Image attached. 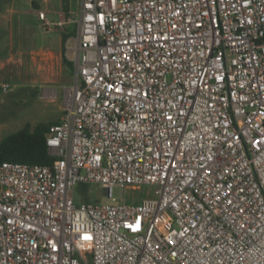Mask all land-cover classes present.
I'll use <instances>...</instances> for the list:
<instances>
[{"label":"built area","instance_id":"built-area-1","mask_svg":"<svg viewBox=\"0 0 264 264\" xmlns=\"http://www.w3.org/2000/svg\"><path fill=\"white\" fill-rule=\"evenodd\" d=\"M75 35L55 160L0 162V264H264V0H80Z\"/></svg>","mask_w":264,"mask_h":264},{"label":"rangeland","instance_id":"rangeland-1","mask_svg":"<svg viewBox=\"0 0 264 264\" xmlns=\"http://www.w3.org/2000/svg\"><path fill=\"white\" fill-rule=\"evenodd\" d=\"M66 7L63 0H0V83L11 87L0 93V141L26 126L33 129L64 116L75 75L68 63L74 67L80 0H67ZM36 8L46 14L48 26ZM152 193L148 186L125 193L114 187L111 201L100 185L89 184L75 189L74 202L137 204Z\"/></svg>","mask_w":264,"mask_h":264},{"label":"trees","instance_id":"trees-1","mask_svg":"<svg viewBox=\"0 0 264 264\" xmlns=\"http://www.w3.org/2000/svg\"><path fill=\"white\" fill-rule=\"evenodd\" d=\"M63 1L64 8L67 9V0ZM62 40L66 42V35L63 36ZM65 62L67 63V61ZM68 65L74 69L72 63H68ZM56 123V121L39 123L33 129L26 126L5 136L0 141V162L37 165L52 164L55 158L48 150L46 138L49 127Z\"/></svg>","mask_w":264,"mask_h":264},{"label":"crops","instance_id":"crops-1","mask_svg":"<svg viewBox=\"0 0 264 264\" xmlns=\"http://www.w3.org/2000/svg\"><path fill=\"white\" fill-rule=\"evenodd\" d=\"M38 11H41V10H39V8H36ZM42 12V11H41ZM13 13H15V11H13ZM56 122H59V121H56Z\"/></svg>","mask_w":264,"mask_h":264}]
</instances>
